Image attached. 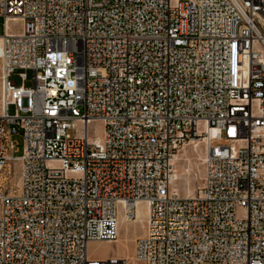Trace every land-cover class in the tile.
<instances>
[{"label":"built area","instance_id":"1","mask_svg":"<svg viewBox=\"0 0 264 264\" xmlns=\"http://www.w3.org/2000/svg\"><path fill=\"white\" fill-rule=\"evenodd\" d=\"M1 21L0 264H131L89 244L139 201L137 263L264 264V0H0ZM194 140L186 197L174 161Z\"/></svg>","mask_w":264,"mask_h":264},{"label":"rangeland","instance_id":"2","mask_svg":"<svg viewBox=\"0 0 264 264\" xmlns=\"http://www.w3.org/2000/svg\"><path fill=\"white\" fill-rule=\"evenodd\" d=\"M3 33V24L0 22V34ZM16 74H26V80L24 82L25 87L33 86V71L30 69H17ZM15 105H11L9 108L10 113H14ZM91 129H95L96 133L102 132V125L97 123L91 126ZM15 140L18 142L17 151L15 156L22 155V135H15ZM215 143V142H214ZM222 143V142H221ZM183 157L178 161L177 167L179 173L182 175L180 179L173 184V187L177 189L180 195L190 196L198 191L202 186L203 172H204V147L203 145L193 150L192 148H186L183 152ZM187 158V159H186ZM11 168V173L9 170ZM7 168L2 175V180L8 189L18 188L20 182V164L18 161L11 163V167ZM189 170V171H186ZM194 171V172H193ZM139 214V215H138ZM136 221H127L122 215H120V236L116 243L108 242H91L89 244V252L94 258L106 259L111 256L125 258L130 257L135 253V239L143 234L145 228L147 208L145 204H140L136 208ZM140 264V263H138Z\"/></svg>","mask_w":264,"mask_h":264},{"label":"bare ground","instance_id":"3","mask_svg":"<svg viewBox=\"0 0 264 264\" xmlns=\"http://www.w3.org/2000/svg\"><path fill=\"white\" fill-rule=\"evenodd\" d=\"M0 44H1V39H0ZM206 144H207V140H202V141H200V140H194V141H192V142H190L187 146H185V147H183L180 151H179V153L176 155V158H175V161H174V168H175V178H174V180L172 181V186H173V184L175 183V182H177L179 179H180V177L182 176L180 173H179V171H178V167H177V163H178V161L179 160H181L182 159V157H183V152H184V150H186V148H192L193 150H195L196 148H199L200 146H202L203 145V147H204V158H203V161H204V159H205V155H206ZM187 159V158H186ZM204 163V162H203ZM204 167V166H203ZM190 170V169H189ZM189 170H186L185 169V172L186 171H189ZM204 171H205V167H204ZM194 172V171H193ZM203 177H204V172H203ZM18 186H20V182H19V185ZM174 188V187H173ZM175 189V188H174ZM177 190V189H176ZM197 193V192H196ZM196 193H194V194H192V195H190V196H195L196 195ZM190 196H187V197H190ZM140 204H145L146 205V208H147V216H146V221H147V218H148V210H149V207H148V204L146 203V202H143V201H139L137 204H136V208L140 205ZM122 215V214H121ZM139 215V214H138ZM122 217L125 219V220H127V221H136V219H137V215H136V218L135 219H133V220H129V219H127L124 215H122ZM146 224V223H145ZM145 231H146V228H145ZM145 234V232L141 235V236H139V237H142L143 235ZM119 236H120V222H119V234H118V238H119ZM139 237H137V238H139ZM118 238H117V240H118ZM136 238V239H137ZM135 239V240H136ZM117 240L115 241V243L117 242ZM108 243H112V242H108ZM134 244H135V241H134ZM125 258H127L130 262H131V264H138L137 263V261H136V259H135V255L133 254L132 256H130V257H125Z\"/></svg>","mask_w":264,"mask_h":264},{"label":"crops","instance_id":"4","mask_svg":"<svg viewBox=\"0 0 264 264\" xmlns=\"http://www.w3.org/2000/svg\"><path fill=\"white\" fill-rule=\"evenodd\" d=\"M145 228H146V224H145ZM145 228H144V230H143V233L145 232Z\"/></svg>","mask_w":264,"mask_h":264}]
</instances>
